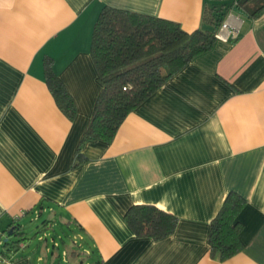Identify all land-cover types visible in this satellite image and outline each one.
Returning <instances> with one entry per match:
<instances>
[{"label":"crops","instance_id":"0c3cea01","mask_svg":"<svg viewBox=\"0 0 264 264\" xmlns=\"http://www.w3.org/2000/svg\"><path fill=\"white\" fill-rule=\"evenodd\" d=\"M204 2L0 0L4 234L49 211L45 229H72L76 245L62 250L72 264H264V11L248 18L243 8L228 10L210 50L130 111L111 142L87 140L83 159L76 155L101 91L90 46L102 7L172 20L190 33L203 26ZM45 57L72 97L73 119L48 88ZM229 191L246 200L244 248L220 261L207 238ZM134 204L174 215V231L135 236L124 219ZM19 244L0 264H38L41 256Z\"/></svg>","mask_w":264,"mask_h":264},{"label":"trees","instance_id":"16d2710c","mask_svg":"<svg viewBox=\"0 0 264 264\" xmlns=\"http://www.w3.org/2000/svg\"><path fill=\"white\" fill-rule=\"evenodd\" d=\"M232 7L243 8L248 18H253L264 11V0H205L203 26L190 33L172 20L103 6L93 26L90 46L101 91L78 145V160L82 158L84 142H111L130 111L195 56L210 50ZM43 64L45 81L56 104L73 119L75 104L53 71L52 59L45 57ZM245 204L246 200L235 191H229L224 197L209 223L207 241L212 258L224 261L243 250V224L239 215ZM124 219L135 236L152 239L172 233L177 224L174 215L152 204L131 205ZM9 230L15 235L23 233L19 224L9 225L5 231ZM19 242L7 240L3 256L10 254V250L18 252Z\"/></svg>","mask_w":264,"mask_h":264},{"label":"rangeland","instance_id":"374dc122","mask_svg":"<svg viewBox=\"0 0 264 264\" xmlns=\"http://www.w3.org/2000/svg\"><path fill=\"white\" fill-rule=\"evenodd\" d=\"M34 215L27 217L21 222L22 234L15 235L5 232V236L8 235L9 243L17 240L24 242L25 252H32L35 259L41 256V259L37 261L38 264H72L69 262L70 258L64 261L62 254L64 249H67L70 253L73 246L76 245L73 243L72 229L65 224H56L50 229H45L43 223L49 217V211L42 212L36 218ZM3 247L6 246L4 245ZM83 253V250H81V254ZM68 256L70 257V255ZM84 258V261L87 260V257Z\"/></svg>","mask_w":264,"mask_h":264},{"label":"built area","instance_id":"2783aa9c","mask_svg":"<svg viewBox=\"0 0 264 264\" xmlns=\"http://www.w3.org/2000/svg\"><path fill=\"white\" fill-rule=\"evenodd\" d=\"M226 26H227L226 22L223 21L222 24L220 25L218 31L223 29ZM4 237L7 238L8 235L5 236L4 232L0 230V259L3 257V253L6 250V247H3L5 245V242H6ZM21 247H22V245L18 243L17 249L19 250ZM15 252H17V251L10 250V254H14Z\"/></svg>","mask_w":264,"mask_h":264},{"label":"water","instance_id":"95a60500","mask_svg":"<svg viewBox=\"0 0 264 264\" xmlns=\"http://www.w3.org/2000/svg\"><path fill=\"white\" fill-rule=\"evenodd\" d=\"M12 232H11V230L8 232V234H11ZM8 240V237L7 238H5V241H7Z\"/></svg>","mask_w":264,"mask_h":264}]
</instances>
